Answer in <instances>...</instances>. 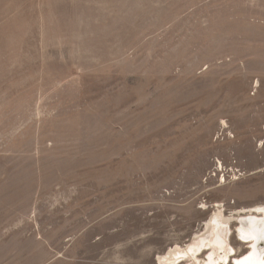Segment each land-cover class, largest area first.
<instances>
[{
    "label": "rangeland",
    "instance_id": "rangeland-1",
    "mask_svg": "<svg viewBox=\"0 0 264 264\" xmlns=\"http://www.w3.org/2000/svg\"><path fill=\"white\" fill-rule=\"evenodd\" d=\"M216 203H264V0H0V264H159Z\"/></svg>",
    "mask_w": 264,
    "mask_h": 264
},
{
    "label": "bare ground",
    "instance_id": "bare-ground-1",
    "mask_svg": "<svg viewBox=\"0 0 264 264\" xmlns=\"http://www.w3.org/2000/svg\"><path fill=\"white\" fill-rule=\"evenodd\" d=\"M221 207L222 204L216 203L202 229L187 243L174 244L163 254H158V263L226 264L232 260L233 264H264V203L241 207L229 216L223 214ZM233 220H238L236 232L247 244L248 251L231 258L234 249L228 243V233ZM205 250L209 252L207 258H199L198 254L202 255Z\"/></svg>",
    "mask_w": 264,
    "mask_h": 264
}]
</instances>
